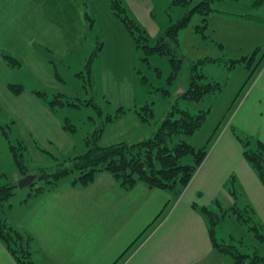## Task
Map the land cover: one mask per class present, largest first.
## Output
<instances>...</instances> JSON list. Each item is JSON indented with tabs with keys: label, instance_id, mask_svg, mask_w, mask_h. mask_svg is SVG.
I'll return each instance as SVG.
<instances>
[{
	"label": "rangeland",
	"instance_id": "1",
	"mask_svg": "<svg viewBox=\"0 0 264 264\" xmlns=\"http://www.w3.org/2000/svg\"><path fill=\"white\" fill-rule=\"evenodd\" d=\"M176 1L123 0V3L128 15L146 31L148 44L155 46L166 29L183 19L201 0H189L186 6ZM259 1L213 0L206 22L202 14H193L178 32L177 55L184 63L173 84L169 82L173 71L171 57L155 54L146 61L144 51L113 16L109 0L84 1L83 17L78 5L66 19H52L49 13L37 9L44 8L42 5L35 3V19L25 21L18 34L4 38L0 52L1 56L10 55L21 63L11 66L2 57L0 125L10 126L7 128L10 141L23 149L26 166L24 172L19 170L10 142L0 134V187L8 183L16 186L15 196L0 206V219L19 230L15 228L16 222L26 211L19 208L20 204L41 194L38 189L48 185L40 179L47 174L42 170H51L67 159L85 154L88 136L103 123L106 126L102 145L133 144L153 137L168 111L178 103L180 108L195 114L208 112L198 133L182 137L197 152L208 145L217 130L228 124L254 85V76H258L256 68L264 57V22L257 19L264 17V0ZM30 36L34 44L32 40L27 41L32 39ZM196 64L206 81L220 83L223 91L208 94L199 101L184 99L182 95L190 87ZM56 71L64 83L58 81ZM78 74L83 78L77 77ZM10 84L22 85L24 93L14 95ZM38 90L46 92L49 101L78 98L82 106L66 105L53 112L33 93ZM95 104L101 109V115L91 106ZM147 106L152 107L154 117L144 123L138 112L148 115ZM120 108L127 112L113 120ZM66 119L74 127L73 133L64 129ZM181 162L193 165L195 156L189 153ZM35 174L40 180L36 179L34 185L19 186L23 179ZM77 176L68 175L59 183L75 187L76 196L99 197L101 182L92 188L74 186ZM218 237L244 253H257L264 258V241L233 215L227 216L218 228Z\"/></svg>",
	"mask_w": 264,
	"mask_h": 264
},
{
	"label": "crops",
	"instance_id": "2",
	"mask_svg": "<svg viewBox=\"0 0 264 264\" xmlns=\"http://www.w3.org/2000/svg\"><path fill=\"white\" fill-rule=\"evenodd\" d=\"M84 1L94 0H0V52L4 38L18 34L25 21L35 19V3L42 5L44 8L37 9L49 13L52 19H66L78 5L83 17ZM29 39L34 44V38ZM2 60L0 54V63ZM257 72L250 92L228 124L219 128L205 162L181 194L177 190L151 189L143 183L125 191L110 175L100 173L98 181L90 186L101 182L99 197L76 196L75 187L59 183L20 204L19 208L26 211L14 227L32 236L36 261L233 264L228 256L214 250L201 208L252 209L254 221L264 228V183L245 158L240 140L264 143L263 63ZM0 264H17L1 240Z\"/></svg>",
	"mask_w": 264,
	"mask_h": 264
},
{
	"label": "trees",
	"instance_id": "3",
	"mask_svg": "<svg viewBox=\"0 0 264 264\" xmlns=\"http://www.w3.org/2000/svg\"><path fill=\"white\" fill-rule=\"evenodd\" d=\"M109 1L113 16L129 32L137 47L144 51L146 61H148L150 56L155 54L171 57L170 61L173 71L169 78V82L173 84L180 76L184 63L183 59L177 55L179 48L178 32L187 24L195 13L202 14L206 22V16L212 11L210 2L212 3L213 0H201L195 3L194 6L187 11L183 19L171 24L166 29L155 46H150L148 44L150 39L146 31L128 15L123 0ZM176 4L186 6L189 4V0H177ZM257 19L264 22V18ZM2 57L11 66H19L21 64L18 59L10 55L3 54ZM262 60H264V57L257 65L256 71L258 70V66L262 63ZM88 74H90V65H88ZM55 75L60 83H64L63 78L57 71ZM77 77L83 78L82 75L79 74ZM9 89L16 96L24 93L22 85L10 84ZM220 91H223V86L220 83H208L206 77L200 71L199 65L196 64L193 67L190 87L182 97L184 99L199 101L208 94H214ZM33 93L39 97V99L47 103L53 112H56L58 107L62 108L66 105L77 108L82 106V103L77 102V100L80 101L78 98H75L73 101H65L59 98L54 101H49L46 92L38 90ZM91 106L98 109L100 115L102 114L101 109H99L96 104ZM146 111H148V115L141 112H138V115L144 123H149L154 117V111L151 106H147ZM126 112L127 110L124 108L118 109L113 120ZM207 114L208 112H201L199 114L192 113L180 108L177 103L171 107L166 117L160 122L153 137L133 144L119 143L111 146H104L100 142L106 126L103 123L96 129L93 135L88 136V150L85 154L73 159H67L57 164L51 170H42L47 171V174H43V177L41 176L40 179L48 183V185L45 188H39L38 190L40 191L38 193L47 190L48 186H52L50 189L55 188L61 179L68 175H74L75 177V174H78V176L73 182L74 186L89 187L95 182L99 172H108L125 191H131L138 184L143 183L151 189H171L173 191L177 190L178 193L181 194L192 182L197 171L205 162L215 134L210 139L209 144L198 152L193 146L183 140L182 137L192 136L198 133L207 119ZM7 128L10 129V126ZM7 128L0 125V134H3L5 136L4 138L10 142V150L16 164L19 170L24 172L26 166L23 149L15 146L10 141ZM64 129L69 133L74 132V127L67 119L65 120ZM240 140L245 148V158L257 169L264 183V143L262 141L253 143L247 138H241ZM189 153L195 156V163L193 165H183L181 159ZM34 176H36L37 180L39 179L36 174ZM37 180L30 186L34 185ZM15 189L16 186L12 183L0 187V206L10 201L15 196ZM233 194L235 195V192H233ZM201 211L208 221L209 236L214 250L230 257L233 264H264V258L257 253H244L237 246L227 244L218 237V228L222 226L228 215H233L239 222L245 225L248 224L249 230L264 241V228L254 221L251 213L252 209H240L237 206L226 209L219 206L216 210L202 207ZM0 240L14 257L17 264H41L36 261L32 253V236L24 231L14 229L5 219H0Z\"/></svg>",
	"mask_w": 264,
	"mask_h": 264
},
{
	"label": "water",
	"instance_id": "4",
	"mask_svg": "<svg viewBox=\"0 0 264 264\" xmlns=\"http://www.w3.org/2000/svg\"><path fill=\"white\" fill-rule=\"evenodd\" d=\"M35 180H36V177H35V176H32V175L27 176L25 179H23V181H21V182L19 183V186H20L21 188H23V187H27V186H30L31 184L34 183Z\"/></svg>",
	"mask_w": 264,
	"mask_h": 264
}]
</instances>
